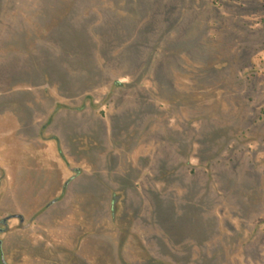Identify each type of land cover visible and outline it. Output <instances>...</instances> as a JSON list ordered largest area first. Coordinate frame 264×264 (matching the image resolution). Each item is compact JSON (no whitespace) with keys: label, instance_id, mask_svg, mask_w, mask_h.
Segmentation results:
<instances>
[{"label":"rangeland","instance_id":"rangeland-1","mask_svg":"<svg viewBox=\"0 0 264 264\" xmlns=\"http://www.w3.org/2000/svg\"><path fill=\"white\" fill-rule=\"evenodd\" d=\"M261 5L0 0V109L15 110L20 130L32 141L36 115L50 116L62 98L71 107L54 128L64 142L35 143L52 165L64 146L72 161L92 167L91 178H107L95 157L110 136L124 138L128 147L138 144L136 159L156 158L153 179L168 190L157 217L149 198L146 208L132 206V214L116 222L111 211L105 215L104 200L83 199L75 183L73 196L55 206L63 219L49 212L39 225L50 219L55 233L65 219L69 243H89L94 264H114L125 253L121 244L132 223H142L143 234L149 226L160 229L159 255L168 264H264V53L257 52L256 26L264 16ZM117 80L130 85L115 86ZM83 100L95 111L80 118ZM32 171L45 172L36 165ZM24 181L8 186L7 200L24 202L39 189L40 182L26 187ZM104 184L97 183V192ZM84 225L91 226L87 235L81 234ZM13 238L10 262L43 264L13 252ZM146 245L152 250L151 242Z\"/></svg>","mask_w":264,"mask_h":264},{"label":"crops","instance_id":"crops-1","mask_svg":"<svg viewBox=\"0 0 264 264\" xmlns=\"http://www.w3.org/2000/svg\"><path fill=\"white\" fill-rule=\"evenodd\" d=\"M67 109H61L59 110L56 115L54 116L52 125L50 127V129H52V134H55L57 136H59V138L61 139L62 142H64V138L63 135L59 132H57L54 128L55 123L57 121L58 118H60L61 115H68V113H66ZM69 110V109H68ZM74 110H72L73 112ZM78 113V117L82 118L85 114L86 111H88L87 109L84 110H77ZM92 115L87 114V117H90ZM18 136L20 138H27L26 135H24L22 133V130H20ZM37 142V141H34ZM38 142L41 144H46L47 142H55L54 139H49V140H40L38 139ZM104 142V152L102 153V155L96 156L95 158H99L100 162H101V170H106V176L108 174L109 177H105V178H100L99 180H97L95 177L94 179L91 178L89 176L90 173H92L90 171V165H88V163L84 166V163L82 164V173L74 178L68 185V189L66 191V194L64 196V199L66 197V199L68 200L69 198H71L74 194L73 192V184L78 183L81 184V190L83 192V194H81V196L83 195V199H85L87 197V199L91 200V201H95V198L99 201L104 200V212L105 215L109 213L110 211V200H111V196L114 192H121V197H122V210L120 211V213H118L117 219H121L124 218L125 215L127 213H129V207L130 205L136 206V205H145V201L143 200V190L138 186V180L140 177V172L141 170L139 169L138 166H136L135 163H133V161L135 162V156L132 154L129 157V163H127V166H121L119 164V160H118V156H116L114 153L111 152L110 147H108V143L106 141ZM63 150L65 152V154L68 156V158L70 159V155L71 152H69L68 150H66L63 146ZM55 153L53 152L52 155L53 157ZM58 157H54L56 160V163H54L53 166L51 164V158L48 155V153L46 151H41V149H37L35 148V150L31 153V155L29 156L28 160L23 161L21 160L18 165L17 162L16 163H9L5 165V169L7 172V182L9 184V186L17 185L18 183H20L21 179L25 180L24 182L27 183H23V186H29L30 184H32V182H37L34 179V176H38V182L39 183V189L38 190H34L31 191L27 197L24 198V202L19 201L16 197L10 200H7L8 198V194H9V190H6V194H5V202H6V208L9 210H14V211H19L25 214V216L27 218H30L37 210H39L40 208H42L44 202L56 195H58L60 193V189H61V185L63 183V181L70 175V169L69 167L66 166V164L63 162L62 159H60V156L57 155ZM138 158H140V160H145L146 159V155H140ZM71 162L72 165L74 164H78V162H74L71 159L69 160ZM20 164V166H19ZM36 165V167H40L45 170L44 174H37L36 171H32L31 173V169L33 168V166ZM18 170L24 171L21 172L20 174H18ZM28 170H30V175L28 174ZM56 170L57 171V178H54V174L52 173V171ZM9 173H13V176H10ZM23 173V174H22ZM46 173V174H45ZM50 174L51 176L47 175ZM22 175V176H21ZM34 175V176H33ZM23 177V178H22ZM101 183V182H105L104 184V188L105 190L101 193L97 192V187L99 185H97V183ZM7 196V197H6ZM63 199V200H64ZM62 200V201H63ZM158 199L156 200V204L154 206V214L157 217V209H158ZM22 202V203H21ZM61 202V201H60ZM59 203V202H58ZM57 205L54 204L52 205L50 208L44 210L43 212L39 213L37 215V223L35 227H31L28 228L26 230L24 229H19L18 231H16L15 236H14V242H12V251L16 252V253H26L28 255H30L31 257H38L35 254V251L37 250V247L35 246V241L33 239L34 235L36 232H42L45 233L46 235H48L49 237L53 238L56 242L55 246H51V250L47 251V254H44V257L39 258L38 257V261H45L48 258H53L56 257V254H60L58 257L62 260H64V264H94V256H93V252L89 251V247L87 246L89 243H85V242H79L80 244H73V243H69V239L67 237V232L65 231V225L68 224V222L64 219L63 222H61L62 226H60L58 228V231H56L54 233V231H52V227L53 224H51L50 219H48L47 221H45L43 223V225H39L40 222L42 221V216L52 212L53 216H51L52 218L59 219V222L62 218V211L55 208V206ZM54 220V221H55ZM92 223V222H91ZM64 224V226H63ZM91 225V224H90ZM91 226L88 225L87 226H83L81 231L83 233L81 234H88V232L92 231L89 230ZM54 228V227H53ZM80 233V230L78 231V235ZM55 235V237L53 236ZM58 242H60L61 244L64 243L63 245L59 244ZM82 243V244H81ZM117 244H120V242L118 243V241H116L114 243L115 247H117ZM60 246V247H57ZM60 248V250H59ZM68 251H71V253L69 254ZM116 254V252H115ZM20 255V254H19ZM134 254L133 252H127L125 250V253L123 254V252L120 253L118 259L116 258L114 261V264H144V263H139L137 261H135L134 259ZM43 259V260H42ZM49 260V259H48ZM48 262V261H47ZM50 264H56L57 262H48Z\"/></svg>","mask_w":264,"mask_h":264},{"label":"flooded vegetation","instance_id":"flooded-vegetation-1","mask_svg":"<svg viewBox=\"0 0 264 264\" xmlns=\"http://www.w3.org/2000/svg\"><path fill=\"white\" fill-rule=\"evenodd\" d=\"M263 5H261L260 10L261 12L264 11V0H260ZM257 30H258V49L257 52L264 53V16L259 17L258 22L256 23ZM115 86H121L126 87L129 86L130 83L124 82V81H114ZM88 94L91 93H86ZM93 105L88 104L87 102L82 101V104L79 108V110L87 109L88 111H95V108L92 107ZM71 107L69 104H67L65 101H63L62 98H59L57 100L55 107L52 108V113L50 116H44L42 114H37L34 120L35 124V131L37 134V137H35V140L30 141L28 138H20L18 136L20 129H21V122L20 118L16 115L17 113L15 110L10 108H3L0 109V264H16L14 262H10V258L8 257V251L11 250L9 248L11 242V238L15 236L16 231L19 229H28L31 227H35L37 222V215L44 210L50 208L52 205L58 203L59 201L64 199V196L66 194V191L68 189L69 183L76 177H78L82 173V164H74L72 165L69 161L68 156L65 154L64 150L59 149V156L60 159L63 160V162L66 164L67 167L70 169V175L63 181L60 189V193L48 200H46L39 210H37L30 218H27L24 213L14 210H9L6 208V202H5V194L6 190H9L8 182H7V172L5 169L6 164H13L18 163L23 160H28L31 153L35 150L36 146L34 141L40 140H49L54 139L55 142L58 143V141H61L59 136L52 134V129H50L54 116L56 113L61 109H69ZM100 115H103L100 113ZM105 115V114H104ZM124 138L115 139L113 137H109L107 143L108 147H110V150L112 153H114L116 156H118L119 164L121 166H127V163H129V157L133 154L134 148L138 145L133 144L131 147H128L124 142ZM138 140V139H137ZM140 140V139H139ZM159 153H154L155 156H158ZM140 155L137 156V159H135L136 166L139 167L141 170L140 177L138 180V186L144 191L143 192V200L145 201V205H141V207L146 208L147 207V201L149 198L151 199V202H155V200H162V196L165 195V193L168 191H163L162 183L158 180L155 181L153 178L155 170H157V161L156 158L149 155H146L145 160H140L138 158ZM159 157V156H158ZM157 157V158H158ZM154 160V162L152 161ZM150 164H153L152 171H148V167ZM187 166H190L192 163L190 162V159L186 163ZM81 165V166H80ZM20 166V164H19ZM81 167V168H80ZM189 171H192V168H189ZM18 174H20L21 170L17 171ZM23 174V173H22ZM46 174V173H45ZM22 176V175H21ZM160 186H159V185ZM165 192V193H164ZM121 192H114L111 196L110 200V211L115 216L114 221L117 222V216L118 213L122 210V197ZM153 200V201H152ZM158 201V202H159ZM133 205H130L129 207V213L126 215H131V207ZM155 206V205H154ZM153 207V206H152ZM154 208V207H153ZM109 211V213H110ZM138 222H140V217L136 219ZM136 222V221H135ZM142 225V223H140ZM139 223L136 225H131L129 231L124 234L125 240L123 241L124 244H121V246H124L126 248V251L133 252L135 254V258L137 262L144 263V264H168V261L165 260L163 257H161L159 254V248H158V235H160L159 228H153L151 227V231H146V235H144L141 231V225ZM157 236V237H156ZM35 246L37 247V250L35 251L36 256L39 258L44 257V254L48 255L49 250H51V246H55L56 242L53 238L49 237L45 233L42 232H36L34 237ZM149 242L152 243V250L146 245ZM61 244L58 242V245ZM62 243L61 245H63ZM79 244V243H78ZM133 246H135L137 249L136 251L133 250ZM60 247V246H57ZM128 249V250H127ZM60 250V248H59ZM60 254H56L52 258H48L45 261H43V264H50L48 262H57L56 264H64V260L60 259L58 256ZM146 256L145 259L141 256ZM45 258V257H44ZM149 259V260H148ZM43 260V259H42ZM141 260V261H138ZM48 261V262H47ZM53 264V263H52Z\"/></svg>","mask_w":264,"mask_h":264}]
</instances>
